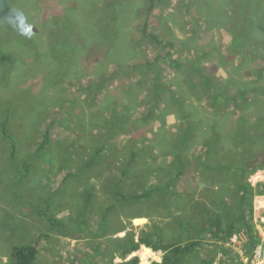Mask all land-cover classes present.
<instances>
[{
  "label": "rangeland",
  "instance_id": "1",
  "mask_svg": "<svg viewBox=\"0 0 264 264\" xmlns=\"http://www.w3.org/2000/svg\"><path fill=\"white\" fill-rule=\"evenodd\" d=\"M8 1L13 13L0 23V49L13 56L12 64L0 63V264H8L13 246L22 243L38 246L41 264H121L136 255L142 264L146 248L151 253L144 261L153 264L162 261L163 252L141 244L125 253L143 236L177 240L180 217L206 221L223 210L224 200L230 206L240 196L236 188L228 192L226 176L206 166L207 147L196 144L188 152L190 174L173 187L172 211L158 193L109 207L120 199L111 190L116 182L124 193L138 194L174 174L171 152L184 124L178 115L182 106L200 125L213 118L197 85L204 81L201 71L215 81L228 79L235 95L253 84L264 69V0H169L158 5L151 0ZM147 23L162 44L145 35ZM94 47L97 55L91 57ZM157 74L164 98L154 92ZM169 87L181 97L170 108ZM229 100L225 103L232 115L225 114L227 119L248 116L249 122L259 123L264 115V104L257 103L264 102L262 95L249 93L242 105ZM51 122L52 143L36 157ZM103 143L107 149L102 156L81 173ZM238 149L244 150L239 144ZM133 151L137 155L130 163ZM217 151L220 165L228 163L232 153L223 154L220 146L213 153ZM198 155H204L200 161ZM25 162L29 170L18 175L17 167ZM71 171H80L79 176L65 178ZM256 172L248 177L254 188L264 183V173L254 177ZM253 209L261 243L252 257L246 255L249 237L237 243L231 237L225 247L229 255L207 237L185 264H201L202 259L260 264L255 255L262 246L264 260V194L254 196Z\"/></svg>",
  "mask_w": 264,
  "mask_h": 264
},
{
  "label": "trees",
  "instance_id": "2",
  "mask_svg": "<svg viewBox=\"0 0 264 264\" xmlns=\"http://www.w3.org/2000/svg\"><path fill=\"white\" fill-rule=\"evenodd\" d=\"M169 0H151L152 4H166ZM247 1V0H246ZM249 1V0H248ZM248 3V2H246ZM250 3H248L249 5ZM247 5V4H246ZM0 23L6 21L11 14L13 13V5L9 3L8 0H0ZM153 5L150 7V11L152 10ZM246 12V11H245ZM249 12V10H248ZM149 24H145L144 33L147 37L151 38L157 44H162L163 42L160 40L158 35L148 31ZM242 27V26H241ZM238 33V32H236ZM165 45H169L165 43ZM90 52V56L97 55L96 48L92 49ZM108 51H106L107 53ZM105 55V53H104ZM91 56V57H92ZM102 56V55H101ZM101 56H96L99 58ZM13 56L2 52L0 49V63L2 64H12ZM152 66L153 63H147V66ZM195 71L196 64L193 67ZM264 69L260 70L258 77L252 81L253 84L247 87L246 89H241L237 92V94H232L229 91V88L232 87L231 83L228 79L224 82H219L213 80L208 74L201 71V74L204 78L202 80L197 81L198 86L200 87V91L202 97H204L208 102L209 108H207V114L212 115V119L204 124H198L195 121V117H191L189 112H185L182 109L179 110L178 115L183 120L184 124H181L180 134L178 136V140L174 143L176 146L175 150L171 152L173 156V169L174 174H170L171 178L167 180L163 184H159L153 188H146L141 193H131L130 195L124 193L119 188V182H116L113 186L112 194L115 196H120V199H116V202L111 204L109 207L113 208L117 204H120V201H128V200H143L149 199L154 193H158L162 196L163 205L171 210L172 205V195L175 194L173 187L175 184L180 182V179L185 178L186 175L191 171L190 167H192L193 162L190 160L189 148L193 145H202L206 146L207 150H204V155L208 156V161L206 166L213 171V173L220 172L223 174V180L227 183L228 192L231 194L233 189H237L240 193V196H236L232 198L231 205L228 206L226 201L223 203V210L217 211L213 213L211 218H208L206 221H201L200 218L195 220V222L185 219L184 217H180L177 222L180 228V232L178 233L179 238L177 240L168 241L162 237L160 234H155L156 240H152L150 236H143L140 238L138 243H134L132 248L129 251H126L125 254L132 253L139 249L141 244H144L154 250H160L163 252L162 261H154L153 264H185L192 256H196L203 246L204 241L207 237L213 238L217 244H220L222 250L229 255V249L226 244L229 242L230 238L235 234V231L244 228L246 230L247 235L249 236V243L246 246V255L252 257L255 249L261 243V237L256 230V227L253 222L252 212H253V198L256 194H264V183L258 184L257 188H254L248 180V177L258 169H264V115L260 117L259 123H252L251 120L249 122V117L244 116L242 119H238L235 121L233 117L228 119L224 116L228 113L227 109L229 106H226V100L233 98L236 103L242 105V98L251 94H255V97L264 96V73H262ZM161 78L159 74L156 75L155 84H154V92L159 98H164L167 95L164 92L159 90L160 87L163 88V84L161 82ZM246 83L243 80H239L236 83ZM247 85L243 84L242 87H246ZM241 87V86H240ZM168 93H170L171 102L168 104V108L171 105H177L179 101V92L172 87H169ZM161 92V93H160ZM164 93V94H163ZM163 94V95H161ZM181 98V97H180ZM220 100V102H219ZM222 100L225 105L222 104ZM159 99L157 100V102ZM230 101V100H229ZM156 102V104H157ZM181 102V100H180ZM263 101L257 100L259 103L258 107L261 104H264ZM247 108V105L245 106ZM227 113H226V112ZM236 111V110H234ZM248 117V118H247ZM9 122L8 116L3 122V127L5 133L7 132V123ZM196 122V123H195ZM52 123L46 128L43 139L39 143L37 150L35 151L36 157L41 156L44 153L48 146L52 143L53 135H52ZM121 122L120 125H122ZM238 124V125H237ZM113 131L114 128H111ZM13 148H16L15 141L12 140ZM241 145L244 150L241 152L239 149L237 150V145ZM222 147L223 154L229 155L228 163L222 164L218 161L221 154L217 151V153H213L215 149L218 147ZM230 151H228L229 149ZM107 149V144H101L94 152L91 153L88 161L83 164L85 168L81 169V173L86 171L88 168L92 167L102 156L104 151ZM235 151V152H233ZM137 155V151L132 152V160L134 156ZM203 155V156H204ZM202 155H198L197 158L200 161L203 157ZM209 162V165H208ZM191 164V165H190ZM30 164L25 162L22 167H17L18 175L23 171H28ZM190 170V171H189ZM225 170L228 173L224 174L222 171ZM189 171V172H188ZM80 171L77 172H67L65 178H69L71 176H79ZM190 174V173H189ZM234 180L233 185L228 183V179ZM227 188V189H228ZM213 189V188H212ZM217 190H215L216 192ZM91 194L90 192H88ZM177 193V192H176ZM180 197L182 194L177 193ZM175 199L176 206L179 207L181 204L178 200L179 196ZM174 198V197H173ZM90 196L87 197V202H89ZM221 203V204H222ZM86 205V203H85ZM220 205V204H218ZM86 207V206H85ZM84 207V209H86ZM172 211V210H171ZM54 217H51V219ZM54 223L59 225L60 227H64L65 224L58 222L54 219ZM199 226L198 232H195V229ZM189 228V231L187 229ZM194 231V232H193ZM38 246L32 243H22L13 246L12 250V260L8 264H41L38 263ZM49 264V263H45ZM121 264H140V257L133 256L127 262H123ZM201 264H214V261L211 259H202ZM228 264V263H224Z\"/></svg>",
  "mask_w": 264,
  "mask_h": 264
},
{
  "label": "built area",
  "instance_id": "3",
  "mask_svg": "<svg viewBox=\"0 0 264 264\" xmlns=\"http://www.w3.org/2000/svg\"><path fill=\"white\" fill-rule=\"evenodd\" d=\"M260 173H264V169H259V170H257V172H256V174L254 175V177H257V175H259ZM248 235H247V233H246V231H242V232H240V233H237V234H234V236H232V241L233 242H235V243H237V242H243V241H247L248 240ZM262 246H259L258 248H259V250L258 251H256V255H255V259L256 260H258V261H260L261 263L260 264H262L263 262H264V260H262L261 259V257H262V252L260 251ZM254 264H256L255 262H254Z\"/></svg>",
  "mask_w": 264,
  "mask_h": 264
},
{
  "label": "bare ground",
  "instance_id": "4",
  "mask_svg": "<svg viewBox=\"0 0 264 264\" xmlns=\"http://www.w3.org/2000/svg\"><path fill=\"white\" fill-rule=\"evenodd\" d=\"M147 253H151V250L150 249H148V248H146V250L143 252V262H142V264H147V262L146 261H144L145 260V257H147Z\"/></svg>",
  "mask_w": 264,
  "mask_h": 264
},
{
  "label": "crops",
  "instance_id": "5",
  "mask_svg": "<svg viewBox=\"0 0 264 264\" xmlns=\"http://www.w3.org/2000/svg\"><path fill=\"white\" fill-rule=\"evenodd\" d=\"M160 252H162V251H160V250H159V253H160ZM133 254L135 255V254H136V252H134ZM130 259H131V258H130Z\"/></svg>",
  "mask_w": 264,
  "mask_h": 264
}]
</instances>
